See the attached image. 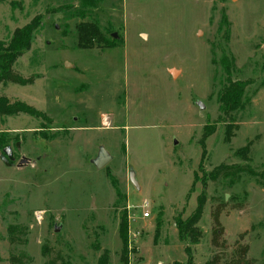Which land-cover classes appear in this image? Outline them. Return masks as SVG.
Masks as SVG:
<instances>
[{"label":"rangeland","instance_id":"1","mask_svg":"<svg viewBox=\"0 0 264 264\" xmlns=\"http://www.w3.org/2000/svg\"><path fill=\"white\" fill-rule=\"evenodd\" d=\"M34 16L31 46L12 66L32 82L0 83V95L44 114L0 115V155L7 145L14 155L12 165L0 158V264L21 253L23 264H96L103 250L118 264L123 215L129 264L224 262L237 244L264 264V0H0V40ZM80 21L96 22L108 46L79 48ZM225 58L232 80L251 81L230 142L216 99ZM100 147L111 159L97 168ZM220 163L250 172L209 180ZM201 193L200 237L182 239ZM218 208L225 248L211 245ZM10 225L24 231L13 244Z\"/></svg>","mask_w":264,"mask_h":264},{"label":"trees","instance_id":"2","mask_svg":"<svg viewBox=\"0 0 264 264\" xmlns=\"http://www.w3.org/2000/svg\"><path fill=\"white\" fill-rule=\"evenodd\" d=\"M38 26V16H34L30 21L22 26L15 27L8 40H0V83H16L19 85H25L32 82V77L24 78L12 68L14 62L24 52H26L32 43L33 32ZM76 44L79 48H92L95 46H108V42L104 38L102 31L98 27V24L94 21H80L75 24ZM225 82L221 90L217 93L216 99L219 104V111L221 113V120L225 122L224 128V142H230L233 136H235V130L237 125L233 123L234 112L242 109L245 103L249 100L245 96V89L247 85L251 83L250 80H232L230 63L225 58ZM19 112L35 116L44 117L40 111L36 110L33 106L25 104L24 102L10 100L0 95V115H15ZM214 132V126L206 125L202 131L199 143L204 146L205 139ZM251 141H248L244 146L237 150V156L242 161H248L250 153ZM250 172V168L247 164H225L220 163L215 166L208 174L209 180L219 181L226 178H235L240 173ZM204 195L201 193L197 197V204L194 211L186 217L179 226V236L182 239L188 237L192 240H197L200 237L198 233L197 223L199 222L203 208H204ZM218 208L213 216V221L216 224L211 233V245L216 248H225V240L223 236V230L218 224ZM8 239L11 244L15 243L18 238L16 234H24L21 227L16 225H10L8 227ZM118 234L121 241V249L119 254L118 264H129V250H128V224L126 216L123 215L118 225ZM97 249V246H95ZM186 255L191 257V254L187 247L184 248ZM46 246L42 248V255L46 256ZM248 246L244 244H237L232 250L230 257L224 262H220L218 255H213L206 260L203 264H249L246 257ZM27 258L24 253L19 255L11 254L9 256V264H23V259ZM28 259V258H27ZM60 261V264H69L62 260L59 255L48 259L45 264H56ZM96 264H109V254L107 250L98 256Z\"/></svg>","mask_w":264,"mask_h":264},{"label":"water","instance_id":"3","mask_svg":"<svg viewBox=\"0 0 264 264\" xmlns=\"http://www.w3.org/2000/svg\"><path fill=\"white\" fill-rule=\"evenodd\" d=\"M112 37L116 38L117 34L115 32H113ZM168 72L171 74L172 77H175L179 71L176 70L175 68H170V69H168ZM197 105L199 106L200 109L203 108V104L201 102L198 101ZM174 144H176V140H174ZM14 146L18 147V143H15ZM0 158L5 164H8V165L13 164V151H12L10 145H7L2 149V154L0 155ZM110 159H111V156L106 152V150L103 147H100L98 150L97 156L92 160V163L97 168H100L103 165H105ZM27 162H29V160L27 158H21L18 161V166L25 165V164H27ZM128 174H129L130 182L138 188L139 186H138V183H137L136 178H135V173L131 168H129ZM56 230H57V228H55V231Z\"/></svg>","mask_w":264,"mask_h":264},{"label":"built area","instance_id":"4","mask_svg":"<svg viewBox=\"0 0 264 264\" xmlns=\"http://www.w3.org/2000/svg\"><path fill=\"white\" fill-rule=\"evenodd\" d=\"M144 206L146 205V203L143 204ZM149 213L148 212H144L143 213V217H148Z\"/></svg>","mask_w":264,"mask_h":264},{"label":"flooded vegetation","instance_id":"5","mask_svg":"<svg viewBox=\"0 0 264 264\" xmlns=\"http://www.w3.org/2000/svg\"><path fill=\"white\" fill-rule=\"evenodd\" d=\"M13 160H14V155H13Z\"/></svg>","mask_w":264,"mask_h":264}]
</instances>
